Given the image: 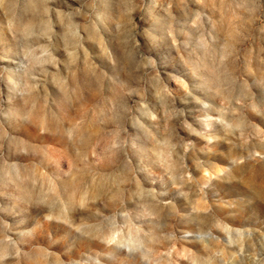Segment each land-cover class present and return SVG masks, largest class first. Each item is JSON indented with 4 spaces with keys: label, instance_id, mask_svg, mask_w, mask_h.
<instances>
[{
    "label": "rangeland",
    "instance_id": "1",
    "mask_svg": "<svg viewBox=\"0 0 264 264\" xmlns=\"http://www.w3.org/2000/svg\"><path fill=\"white\" fill-rule=\"evenodd\" d=\"M0 264H264V0H0Z\"/></svg>",
    "mask_w": 264,
    "mask_h": 264
}]
</instances>
